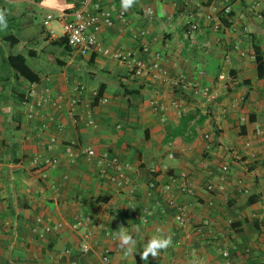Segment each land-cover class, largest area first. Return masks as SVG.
Returning a JSON list of instances; mask_svg holds the SVG:
<instances>
[{
  "label": "crops",
  "instance_id": "obj_1",
  "mask_svg": "<svg viewBox=\"0 0 264 264\" xmlns=\"http://www.w3.org/2000/svg\"><path fill=\"white\" fill-rule=\"evenodd\" d=\"M254 2L137 0L123 20L99 33V41L113 50L147 43L170 77L183 74L218 92L215 101L206 102L138 78L112 57L76 55L59 15L73 13L79 0H0L7 20L0 28V74L8 79L0 80V264H192L196 259L225 264V252L231 264H264V76L259 77L255 58L257 48L264 64V15L256 18L250 9ZM104 4L122 9L121 0ZM228 6L230 26L212 29L205 16L221 15ZM193 22L200 31L187 38L184 32ZM144 30V37L133 36ZM11 35L18 44L3 41ZM18 53L38 74L37 83L18 78L8 65L7 56ZM79 83L86 89L73 115L68 102L79 96ZM102 85L107 101L93 105ZM32 88L37 94L30 98V118L22 101ZM126 89L136 93L125 94ZM196 109L207 117L196 126L197 136L190 142L181 136L169 140L181 116ZM52 137L57 142L49 148ZM66 144L118 157L136 189L109 183L88 154L71 162ZM35 155L55 158L58 166L33 168L29 160ZM183 173L190 194L172 182ZM169 199L175 204L168 205ZM180 205L189 218L183 226L175 219ZM78 216L90 221L75 230ZM206 219L209 225L203 227ZM56 224L62 227L44 231ZM120 227L137 241L133 255L118 247ZM158 230L172 245L144 261L140 252ZM85 237L91 249L82 254Z\"/></svg>",
  "mask_w": 264,
  "mask_h": 264
},
{
  "label": "built area",
  "instance_id": "obj_2",
  "mask_svg": "<svg viewBox=\"0 0 264 264\" xmlns=\"http://www.w3.org/2000/svg\"><path fill=\"white\" fill-rule=\"evenodd\" d=\"M262 6L261 10L256 11L258 7ZM251 11L255 13L256 18H263L264 15V0H255L250 7ZM149 14H153V9H148ZM231 14L230 7H226L221 15L207 14L205 18L212 23V29L219 30L223 24L221 17L223 15ZM126 11L117 9L114 5H105L104 0H79L77 9L69 14L67 12H61L59 15V21L63 27V36L67 40L69 47L78 56H88L90 54H101L116 59L121 65L132 71L133 74L142 79L149 80L153 83L168 84L172 89L179 91L181 95H193L194 97H201L206 102L215 101L218 97V92L213 90L211 86L202 85L198 80L189 79L186 75L180 74L176 77H170L161 65V60L158 55L150 56V47L147 43H141V46L136 49L125 50H113L110 47H106L99 41V33L106 28H111L115 25L116 21L123 20L125 18ZM49 19L45 21L48 24ZM200 31L198 23H191L185 30L184 35L187 38L193 35V33ZM148 34V31H136L133 33L135 38H142ZM86 85L79 83L75 86V91L79 96L73 97L69 100V109L71 114L74 115L77 107L81 104V94L85 91ZM37 94L36 90L32 88L28 91L27 95L22 101V105L28 111L27 114L31 118L34 115V103L30 98ZM106 98L100 100L101 103L106 102ZM177 104L176 100H174ZM40 103V101H39ZM61 106V104H59ZM261 132V128L257 129V133ZM208 138V135L205 136ZM55 137L50 138L49 148H52L56 144ZM65 153L69 160L74 162L80 153L88 154L91 157L97 159L101 168L99 175L106 178L109 183L119 188L125 189L128 192H133L136 189V184L132 178L122 170L118 157H109L108 153L97 156L96 152L89 147L66 144L64 146ZM29 165L33 168L53 169L58 166V160L55 158H43L35 155L29 160ZM113 168V169H112ZM112 169V170H111ZM228 167L223 166V170H227ZM42 175L41 177H43ZM173 183H177V188L182 193L190 194L192 188L188 179V175L183 173L180 177L172 180ZM173 183L164 186V191L169 192L173 188ZM153 186V185H152ZM155 186V185H154ZM213 186L209 185L208 189L213 190ZM175 201L169 199L168 205H174ZM132 209L135 207L132 205ZM176 222L183 226L189 218L186 207L180 205L177 207ZM38 222L42 219L38 218ZM89 216H78L73 223V228L79 230L86 227L89 224ZM203 227L209 225V220H204ZM62 227L61 224L44 227L45 232L57 231ZM91 246L87 237L80 245V252L86 254L90 251ZM70 251H65L64 255H69ZM227 258L225 264H231L228 252L224 253ZM110 253L106 252L103 255V261L108 262ZM70 264H79L76 260H72ZM192 264H206L202 259H196L192 261Z\"/></svg>",
  "mask_w": 264,
  "mask_h": 264
},
{
  "label": "trees",
  "instance_id": "obj_3",
  "mask_svg": "<svg viewBox=\"0 0 264 264\" xmlns=\"http://www.w3.org/2000/svg\"><path fill=\"white\" fill-rule=\"evenodd\" d=\"M230 18H231V14L223 15L221 17L222 24L226 27H229ZM3 41L6 43H9L12 46L19 43V40L13 35L3 39ZM67 45H68V42H67ZM255 51H256L255 58L258 64V75L260 78H262L264 76L263 58H262L260 51L257 48ZM6 61L8 65L10 66V68L15 71L16 76L18 78H22L30 83H37L39 81L38 74L34 70H32V68L28 65L27 57L24 54L22 53L9 54L7 56ZM0 80L7 81L8 79L3 77L0 74ZM104 87L105 85H102L101 88H98L96 90V98L93 102V105L100 103V100L103 98V93L105 89ZM133 93H136V91L131 92V91H128L127 89L125 90V94H133ZM206 118H207L206 116L201 115L200 109L187 112L186 114L181 116L179 125L173 129L172 134L168 139L171 140L175 137L181 136L186 141H189V142L192 141L197 136L196 126L202 125L204 121L206 120ZM18 129L19 128L17 126L15 130H18Z\"/></svg>",
  "mask_w": 264,
  "mask_h": 264
},
{
  "label": "clouds",
  "instance_id": "obj_4",
  "mask_svg": "<svg viewBox=\"0 0 264 264\" xmlns=\"http://www.w3.org/2000/svg\"><path fill=\"white\" fill-rule=\"evenodd\" d=\"M137 3V0H121V8L128 11ZM7 27V20L3 10H0V28ZM118 247L124 250L125 256L133 255L136 252L137 241L127 231L125 227H120L116 231ZM172 245V238L158 230L157 235H153L147 240L140 252V258L147 261L151 256L153 259L158 258L161 251L167 250Z\"/></svg>",
  "mask_w": 264,
  "mask_h": 264
},
{
  "label": "rangeland",
  "instance_id": "obj_5",
  "mask_svg": "<svg viewBox=\"0 0 264 264\" xmlns=\"http://www.w3.org/2000/svg\"><path fill=\"white\" fill-rule=\"evenodd\" d=\"M37 20H41V16L40 15L38 16ZM18 52H20V51H18Z\"/></svg>",
  "mask_w": 264,
  "mask_h": 264
}]
</instances>
